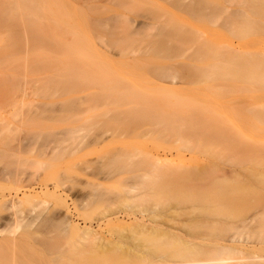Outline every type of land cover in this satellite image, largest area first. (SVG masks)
Wrapping results in <instances>:
<instances>
[{
    "label": "rangeland",
    "instance_id": "374dc122",
    "mask_svg": "<svg viewBox=\"0 0 264 264\" xmlns=\"http://www.w3.org/2000/svg\"><path fill=\"white\" fill-rule=\"evenodd\" d=\"M0 39L22 57L17 76H0V217L14 216L0 264H46L59 232L66 251L76 234L117 242L140 224L197 247L231 243L243 218L218 221L194 194L264 189V0H0ZM36 45L89 47L144 76L32 74ZM136 179L137 203H123Z\"/></svg>",
    "mask_w": 264,
    "mask_h": 264
},
{
    "label": "bare ground",
    "instance_id": "6f19581e",
    "mask_svg": "<svg viewBox=\"0 0 264 264\" xmlns=\"http://www.w3.org/2000/svg\"><path fill=\"white\" fill-rule=\"evenodd\" d=\"M243 16L248 17L249 15L245 13V15H243ZM32 32H34V31H32ZM39 34L41 35L42 33H39ZM35 35L37 37L38 34L36 33ZM38 38H39V36H38ZM40 38H41V36H40ZM96 54L98 55V53H96ZM93 55H94V50L92 48L78 47V46H71V45L59 48L58 55H50L47 52L45 47H42L40 45L39 46L36 45L35 47L32 48V57H33V61H34L33 62L34 66L31 67V73L34 74L36 71L39 72L40 70L47 68L46 69V71H48L47 76H144L142 73L131 69L130 68L131 65L125 61L114 62L111 60H106L105 58L101 61H98L101 59V57H100V59L96 60L94 58L95 56L93 57ZM101 56H103V55H101ZM75 60H79V61L83 62V66L75 65ZM21 61H22V57H21V54L18 51V48L16 46L9 45V44L4 45V46H0V76H17L16 71L18 68H20L22 66ZM236 71H238V70H236ZM226 74H231V75L237 76L232 71H227ZM251 74L255 75L254 77H260L261 76V74H259L256 71H254ZM69 78H68V80H69ZM64 79L66 80V78H64ZM71 80H73V77ZM69 84L72 85V83H69ZM73 85H75V84H73ZM155 86H158V85L156 84ZM75 87L73 89H75ZM127 94L128 93H126V96H127ZM129 95L130 94H128V96ZM0 122H1V120H0ZM158 158H159L158 160H162L160 157H158ZM158 160H155V161H157L159 163L162 162V161H158ZM153 163H154V161H153ZM162 164H163V162H162ZM154 165H155L154 168L155 167L157 168V166H159L156 164H154ZM161 166L162 165H160L159 168ZM166 166L167 165H165L163 167V169L166 168ZM152 167H153V165L151 166V169H153ZM159 168H158V170H160ZM170 170H171V168H170ZM148 172L149 171H147V174H148ZM161 172H162V169H161ZM229 172L231 173V170ZM149 174H150V172H149ZM142 175L139 177L144 179L143 177H145L146 175L145 174H142ZM150 175H152V174H150ZM259 175H262V174H259ZM146 177H148V176H146ZM136 180L132 181V183L130 182V184L128 183L129 188L127 189V194H126L127 196L125 197L123 194V196H124L123 198H125V199H122V201H124L123 203H125V201H129V200H130L129 201L130 205L137 203L138 199L135 200V198H138L139 196L135 197V194H137V192L135 194H133V196H132V193L135 192V190L140 186V184H141V186L143 185V183H141L143 180L142 181L141 180L136 181ZM126 186L128 187L127 184H126ZM138 189H140V187ZM216 190L217 191H215V192L208 191L205 194H202V193L194 194V197L196 199V200H194L195 201L194 203H196V201L199 200V201H197L198 202L197 204L201 205L199 207L204 208V211L209 212V214H212V215L216 214L215 218L218 217L216 220L219 219V216H218L219 214H220V219L222 217H225L226 220L228 218L230 220L233 218L231 221H234V219L237 218L235 221L239 222V219L241 220L243 218L240 221L241 225L236 223L237 226L238 225H240V226L237 227L235 225L236 229L237 228L238 229L236 230V232L234 234L235 237H233V235H232L233 238L231 239V237H230V239H228V241L229 240L231 241L230 244H228V243L225 244V241H224L225 239L223 240L222 238H220V240L224 241V243L218 244V246H216V247L213 245L214 246V247H212L213 249L212 248L209 249L208 247H205V248L197 247V245H195L192 241H191L192 242V244H191V242H187V240H184L181 235H180L181 237H179L178 234L174 235L172 233L174 231H172V230H171L172 232L171 231L168 232V230L166 231V229L165 230L159 229L158 226L146 228V227H144V226H146L145 224H144V226H141V224H140L139 226L135 225L136 227L135 226L133 227L131 225V228L128 229V231H127V233H129V234H127L124 231V229L126 228V226L124 225L125 228L123 227L124 228L123 230L119 229L120 232H118V234L124 235V239H123V236L120 235V237L122 239L120 238L121 239L120 240L118 238L119 241H117V242H112V241L107 242L106 241L104 243H99V242H96L95 239H93L92 237H91V239L90 238L86 239L84 237V235L76 234V235H78L80 240H76L77 238H75V239L73 238L74 242L69 241L68 243H66V244H68L67 245L68 248L66 251H65V249H66L65 245H63V246H65L64 251L58 250V249H60L59 248L60 245L62 246V242H63V239H65V235L62 238L63 235L59 234L60 232L59 233L57 232L58 235H60V236H58V237L55 236V238H58V239L61 238V239L55 240V238H52V237H54V235L51 237V239L55 240L57 242V244L55 242L54 243L58 247L53 243V241L51 239H48L51 241H47L45 243L46 244L45 247L43 246L44 249L48 248L49 245L51 247V248L49 247V249H53V246H54L55 251H53L54 249L53 250L47 249V250H49V252L51 251V253H49V254L47 253V255L42 256L44 253H46L44 251V253L42 255L40 254L42 256V257H40L39 253H37V251H36L37 250L36 247H35L36 250L33 248L32 243L30 244V245H32V247L28 246L30 243L29 242L28 245L25 244L28 247L25 249H27V250L31 249V250H29L25 254L30 252L29 254L31 256L33 253L35 254V252H36L37 256L35 255V257H38V258L40 257L39 261L42 263V260H43L44 263H46V264H48V263H51V264H53V263L54 264H264V259H263L264 255H263V253H261V251H263V249H264V239H262L263 237H260V236L256 237L255 236L256 234H254L255 231L251 232L253 235L250 233V230L252 229L251 227L255 224L253 221H256V223H258L260 221V218L262 219V222L264 221L263 220L264 219V189L254 187V186H244V187H240V188L229 189L228 187L223 186L221 188H217ZM133 197H135V198H133ZM202 200H204V201H202ZM200 201H202L201 202L202 204L201 203L199 204ZM197 204H194V205H197ZM132 206H134V205H132ZM199 207H197V208L199 209ZM156 208L157 207L153 208V210L151 211L153 219L155 217L158 218V215H157L158 213L156 212L158 210H156ZM19 215H21V214H19ZM212 215H210V216H212ZM12 217H14V216H12ZM11 218L9 215L1 216L0 217V228L3 227L4 225H6L7 222L11 220ZM19 218H20L19 220L14 218L15 219L14 221L16 222V220H17L19 222H22L23 218L20 216H19ZM225 218H223V219L225 220ZM218 221H222V219L218 220ZM224 222H226V221H224ZM213 223L216 224V222H213ZM226 223H225V225H227ZM246 223L250 224V228H248L249 225ZM251 223H252V226H251ZM218 224L220 225V227L222 225H224V224L221 225L220 222H218ZM218 224H216V225H218ZM242 225H244V227H242ZM185 226L187 227V225H185ZM185 226H183V227H185ZM233 226L234 225H232V228H233ZM246 226H248L246 228L248 230L245 229ZM183 227L182 228L179 227V228L183 229ZM190 227L188 226V229H187L188 231L194 230V229L198 230L200 225H199V223H195V225H193V227H192V225H190ZM213 227H214V229H217L218 226H213ZM225 228H228L227 230H229L230 227L229 226L224 227V228L221 227L220 231L221 232L226 231ZM175 229H176V227H175ZM240 230H243V231H240ZM245 230L247 232L248 231L249 232L247 233V235L245 234L247 237L243 238L244 233H246ZM237 231H238V233H237ZM90 232H91V230H90ZM240 232H242V234ZM239 233H240V235H239ZM184 234H185V231H184ZM176 235H178V236H176ZM46 237H47V235L43 238L45 239ZM67 237H69V236H67ZM29 238L32 239L31 237H29ZM201 238L203 239V236H201L200 239ZM204 239H207V238L205 237ZM217 239H219V238H217ZM68 240H72V239L68 238ZM209 240L210 239L208 238V241ZM58 241H60L61 243L58 244ZM67 241L64 240V242H67ZM208 241H207V243H208ZM47 243H49V244H47ZM197 243H199V242H197ZM210 243L208 246H211V244H216V242H212L211 244ZM200 244H203V243L200 242ZM32 248L34 249L33 253H32V250H33ZM63 248L64 247H61L60 250H62ZM40 249H42V248H40ZM40 249H38V250H40ZM24 251H26V250H24ZM29 254H27V255H29ZM199 255H201V257H198ZM35 257L33 256V258H35ZM30 258H31V260L33 259L32 257H30ZM25 260L27 262H28V260L31 261L29 259V256ZM35 261H37V260L34 259V261L32 263H37Z\"/></svg>",
    "mask_w": 264,
    "mask_h": 264
}]
</instances>
